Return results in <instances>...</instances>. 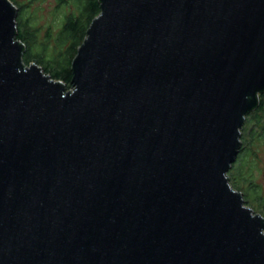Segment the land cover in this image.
I'll return each instance as SVG.
<instances>
[{"label":"water","instance_id":"water-1","mask_svg":"<svg viewBox=\"0 0 264 264\" xmlns=\"http://www.w3.org/2000/svg\"><path fill=\"white\" fill-rule=\"evenodd\" d=\"M71 87L0 0V264H264L228 181L264 92V0H98Z\"/></svg>","mask_w":264,"mask_h":264},{"label":"trees","instance_id":"trees-1","mask_svg":"<svg viewBox=\"0 0 264 264\" xmlns=\"http://www.w3.org/2000/svg\"><path fill=\"white\" fill-rule=\"evenodd\" d=\"M9 1L14 4L18 10L16 17L17 33L15 40L24 45V52L22 55L23 65L28 66L31 63H35L42 69L44 74L49 75L55 81H62L66 85V89H69L71 87L70 80L72 77L71 63L76 55L78 47L82 44L86 36V30L90 22L100 13L98 0H88L87 3H84L82 0H72V5L74 6L75 11L63 19L61 28L54 38L52 50L49 48L50 38H48V36L43 41H39L33 34L38 32L37 29L36 32H32L31 34L26 32V28H30V24L27 18H25L26 11H23V6L16 3L15 0ZM57 1L58 4H61L62 2L63 4L66 3L65 0ZM68 41L69 46L66 48L65 45ZM248 121H250L249 126L244 129L243 134L246 142L243 143L244 146L250 143V141L258 138L259 134L256 131V126L252 125L253 120L250 119ZM246 138H248V141ZM228 175L230 180H240L244 184V187H246V196H248L249 199H252L255 203L259 200L256 199L258 198L256 197L257 191H254L253 185L249 183L245 176H243L244 173L242 175L241 166L237 165L235 168L232 167L228 172ZM232 176H234L233 179ZM230 186L232 188L236 187L233 183ZM236 188L240 190L238 187ZM245 204L250 206L249 203ZM257 208L264 211V206L258 204Z\"/></svg>","mask_w":264,"mask_h":264},{"label":"rangeland","instance_id":"rangeland-1","mask_svg":"<svg viewBox=\"0 0 264 264\" xmlns=\"http://www.w3.org/2000/svg\"><path fill=\"white\" fill-rule=\"evenodd\" d=\"M82 1H84V3L88 2V0ZM15 2L22 5L23 11H26L25 18H27L29 24L31 25H29L30 28H26V32L31 34L32 32H36L37 29V35L35 33L33 34L39 41H43L48 36V38H50V50H52L54 38L61 28L63 19L75 11L74 6L72 5V0H65L66 3L64 4L63 2L58 4L57 0H15ZM68 46L69 41L66 42L65 47L67 48ZM240 132L241 147L236 160L231 165V168H235L237 165L241 166L242 175L244 173L243 176H245L249 183L253 185L254 191H257L256 197H264V138H256L244 146L243 143L246 142L242 134L243 130L241 129ZM246 140L248 141V138H246ZM233 177L234 176H232V179ZM228 181L230 185L233 183L234 186L240 189L238 190L236 187H233L237 191L243 193L246 189L240 180H230L228 177ZM262 216L264 217V214H262Z\"/></svg>","mask_w":264,"mask_h":264},{"label":"flooded vegetation","instance_id":"flooded-vegetation-1","mask_svg":"<svg viewBox=\"0 0 264 264\" xmlns=\"http://www.w3.org/2000/svg\"><path fill=\"white\" fill-rule=\"evenodd\" d=\"M250 119L253 120L252 125L256 126V131L259 133L258 138H264V92L258 95V106L245 117L243 128H241L243 130L242 134H244V129L249 126L250 121L248 120ZM245 190L243 191V193L239 191L242 194L244 204L249 203V207L247 204L245 205L250 208L254 214L262 216V214H264V211L257 209V205L259 204L261 206H264V197L256 198L259 200H257V202L255 203L252 199H249V197L246 196Z\"/></svg>","mask_w":264,"mask_h":264}]
</instances>
